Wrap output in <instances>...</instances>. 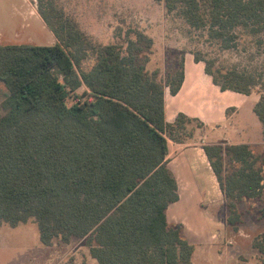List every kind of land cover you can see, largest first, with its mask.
I'll list each match as a JSON object with an SVG mask.
<instances>
[{"label": "trees", "instance_id": "1", "mask_svg": "<svg viewBox=\"0 0 264 264\" xmlns=\"http://www.w3.org/2000/svg\"><path fill=\"white\" fill-rule=\"evenodd\" d=\"M157 1L225 48L235 45L239 31L264 32V0ZM38 11L55 44L0 42V82L7 87L0 112V225L33 219L45 245L57 237L84 239L98 264H193L195 245L182 224L167 218L179 199L169 140L185 143L193 123L204 126L184 113L173 122L165 118V90L181 88L184 55L161 77L158 68H148L154 40L146 32L130 29L127 45L94 44L57 0H38ZM91 48L95 62L84 69ZM193 54L222 90L251 94L259 83L252 72L224 70ZM83 84L87 89L78 94ZM254 111L264 128V93ZM204 149L226 195L227 223L237 228L243 221L238 203L264 195L260 156L247 143ZM225 156L239 164L229 173ZM261 211L264 216V206ZM252 246L264 263V231Z\"/></svg>", "mask_w": 264, "mask_h": 264}, {"label": "rangeland", "instance_id": "2", "mask_svg": "<svg viewBox=\"0 0 264 264\" xmlns=\"http://www.w3.org/2000/svg\"><path fill=\"white\" fill-rule=\"evenodd\" d=\"M57 1L78 22L94 44L118 42L127 45V33L132 28L152 36L154 44L148 68L150 71L158 68L161 77H166L173 70L186 51L201 52L205 57L214 59L216 66H221L224 70L237 68L254 73L259 83L253 92L259 96L264 93V32L254 35L239 31L235 45L225 48L219 40L210 38L206 29L191 27L181 16L169 13L165 4L157 0ZM130 36L135 38L134 34ZM0 42L53 45L57 38L42 19L38 11V0H0ZM95 57V49H89L82 67L89 69L94 64ZM86 89L83 84L77 92L80 94ZM6 92L7 87L0 82L1 113H4L2 101ZM74 100L75 98L70 97L68 102L72 103ZM248 124L250 130L244 135L249 140H261L252 143V149L255 155L260 156L257 166L264 167V128L260 134L259 128L253 129L252 122ZM192 126L195 130L202 128L195 123ZM193 140L195 141L194 135L187 142ZM237 166L238 162L225 156L227 173ZM238 206L243 221L237 228L229 226L227 239L230 241L227 240L223 246H215L208 257H205V261L200 258L195 260L196 264H264L259 259V251L252 246L254 237L264 231V216L261 211L264 195L244 199ZM218 250L223 251L221 256ZM68 260H72L74 264H98L84 239L74 237L70 242H65L57 237L51 245H45L40 238L39 226L33 219L17 226L8 223L0 225V264H61Z\"/></svg>", "mask_w": 264, "mask_h": 264}, {"label": "crops", "instance_id": "3", "mask_svg": "<svg viewBox=\"0 0 264 264\" xmlns=\"http://www.w3.org/2000/svg\"><path fill=\"white\" fill-rule=\"evenodd\" d=\"M184 61L181 88L175 94L165 90V118L173 122L184 113L200 119L204 126L195 130V141L169 140L168 166L176 177L179 199L169 205L167 218L170 223L183 225L186 237L195 245L196 264L197 259L205 261L215 246L230 241L226 195L204 145L247 143L252 147L261 140H249L244 135L250 130L248 123L252 122L253 129L259 128L260 134L263 125L254 111L258 94L222 90L206 72L205 63L197 61L191 51L184 53ZM218 254L223 251L218 250Z\"/></svg>", "mask_w": 264, "mask_h": 264}]
</instances>
